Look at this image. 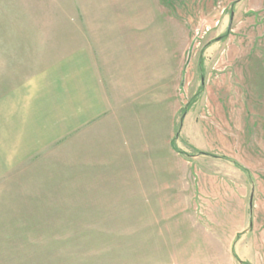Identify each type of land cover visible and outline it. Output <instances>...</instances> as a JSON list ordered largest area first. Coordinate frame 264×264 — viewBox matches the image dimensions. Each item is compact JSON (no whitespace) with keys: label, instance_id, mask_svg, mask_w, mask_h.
<instances>
[{"label":"rangeland","instance_id":"rangeland-1","mask_svg":"<svg viewBox=\"0 0 264 264\" xmlns=\"http://www.w3.org/2000/svg\"><path fill=\"white\" fill-rule=\"evenodd\" d=\"M130 1L148 90L35 150L30 84L86 25L0 0V264H264V0Z\"/></svg>","mask_w":264,"mask_h":264},{"label":"crops","instance_id":"crops-1","mask_svg":"<svg viewBox=\"0 0 264 264\" xmlns=\"http://www.w3.org/2000/svg\"><path fill=\"white\" fill-rule=\"evenodd\" d=\"M132 5L130 0H75L73 6L86 25L84 42L46 65L30 84L33 95L28 98L37 113L30 123L40 130L39 138L45 131L51 139H36L40 147L35 150L78 134L119 110L118 104L148 90L149 83L140 72L142 56L133 55L142 54V38L133 42L129 33L117 30V25L127 22L122 9ZM85 8L99 11L91 15ZM106 9H116L117 14L109 16Z\"/></svg>","mask_w":264,"mask_h":264}]
</instances>
